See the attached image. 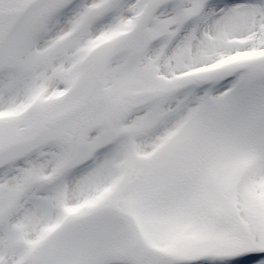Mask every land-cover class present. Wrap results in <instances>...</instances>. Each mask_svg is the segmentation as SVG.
<instances>
[{"label":"snow or ice","instance_id":"6c2138e0","mask_svg":"<svg viewBox=\"0 0 264 264\" xmlns=\"http://www.w3.org/2000/svg\"><path fill=\"white\" fill-rule=\"evenodd\" d=\"M0 264H264V0H0Z\"/></svg>","mask_w":264,"mask_h":264}]
</instances>
